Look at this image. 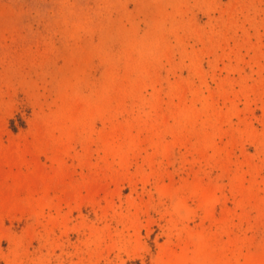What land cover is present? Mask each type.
<instances>
[{
    "label": "rangeland",
    "instance_id": "obj_1",
    "mask_svg": "<svg viewBox=\"0 0 264 264\" xmlns=\"http://www.w3.org/2000/svg\"><path fill=\"white\" fill-rule=\"evenodd\" d=\"M0 264H264V0H0Z\"/></svg>",
    "mask_w": 264,
    "mask_h": 264
}]
</instances>
